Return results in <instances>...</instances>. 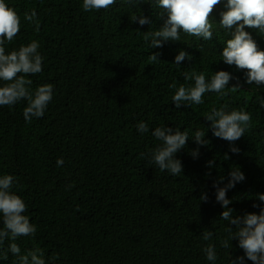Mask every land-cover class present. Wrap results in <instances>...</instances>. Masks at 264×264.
Wrapping results in <instances>:
<instances>
[{"label":"trees","instance_id":"1","mask_svg":"<svg viewBox=\"0 0 264 264\" xmlns=\"http://www.w3.org/2000/svg\"><path fill=\"white\" fill-rule=\"evenodd\" d=\"M82 2L6 0L21 19L20 32L6 51L38 40L43 71L27 78L32 90L54 85L44 116L31 123L23 117L26 102L0 107V175L16 177L12 190L23 198L26 215L37 226L34 237L15 242L22 253L43 249L46 264H211L203 252L211 242L216 264H230L244 253L236 240L230 249L220 246L228 222L220 218L223 208L212 185L220 176L226 182L230 168L238 166L246 179L228 191L229 207L234 215L259 212L252 205L259 203L255 194L264 192V109L256 97L264 96V85L246 83V70L233 65L230 86L239 84L240 89H226V96L205 93L203 104L180 109L172 102L175 89L169 88L173 81L181 84L185 70L208 75L215 67L216 48L228 38L218 26L223 0L210 17L212 40L181 32V41L154 49L144 41V32L159 27L166 15L159 17L149 0L132 9L117 0L108 10L91 12L83 11ZM32 9L41 22L39 33L24 20V12ZM141 13L153 22L151 27L131 22V15ZM246 31L264 50V35ZM180 49L193 59L176 65L173 58ZM152 52L161 53L159 62L148 60ZM223 104L252 116L251 127L235 142L239 154H232L228 142L208 128L205 116ZM140 121L149 132L137 130ZM162 125L190 137L197 129H208L209 143L199 147L198 158L190 154L198 147L192 138L177 153L184 166L178 177L149 163L147 154L159 143L152 130ZM61 157L64 164L58 167ZM213 159L216 165L209 169L206 162ZM69 184L74 186L68 189ZM202 192L209 197L206 203L199 200ZM205 228L214 233L212 241L202 239ZM53 256L58 259L52 261ZM15 260L8 252L0 264ZM244 264L253 262L245 258Z\"/></svg>","mask_w":264,"mask_h":264},{"label":"clouds","instance_id":"2","mask_svg":"<svg viewBox=\"0 0 264 264\" xmlns=\"http://www.w3.org/2000/svg\"><path fill=\"white\" fill-rule=\"evenodd\" d=\"M122 2L132 9L140 7L145 0ZM116 3L117 0H83L81 7L84 12H91L108 10ZM148 3L152 8L160 10L157 13L159 17L163 18L166 15V19L160 21L159 27L144 32V41L151 49L163 48L168 41H181V32L204 41L213 39V20L210 17L222 0H149ZM23 16L26 22L34 26L35 32L39 33L41 22L37 11L35 9L25 11ZM219 16L218 26L228 33V38L223 42L224 47L216 48L215 67L211 73L205 75L203 72L192 70L189 73L185 70L183 73L185 83L184 80L181 84L173 81L169 85L170 89H175L172 102L178 109L182 105L190 107L192 104H203L205 93L215 92L220 96H226L229 94L226 89L232 92L240 89L239 84L230 86L233 77L228 70L233 69V65L237 69L246 70V83L264 85V50L259 49L252 34L246 31V28L253 29L264 35V0H223V9ZM130 19L141 27L146 24L151 27L153 24L149 17L142 13L133 14ZM20 26L21 19L16 9L6 3V0H0V81L3 82L0 84V107L12 108L22 101L26 102L23 117L27 123H31L33 118L39 119L44 116L53 99L54 85L43 83L32 90L33 81L27 78L43 71L44 56L39 51L41 45L38 40L31 39L27 44L21 43L17 48L6 51V47L14 43ZM198 49L202 51L203 45ZM160 56V52H152L148 60L154 64L161 60ZM185 59L191 61L193 57L186 50L180 49L173 62L181 65ZM256 100L259 107L264 109V96L258 95ZM205 118L210 122L208 128L212 135L227 141L232 154H239L240 149L235 142L244 137L251 127V114L243 108H230L228 104H223L219 108L213 107ZM136 127L141 133L149 132V126L144 121H140ZM207 131L197 129L190 137L186 131L179 128L167 125L155 127L152 136L159 143L147 154L149 163L158 166L162 172L167 171L173 176H180L184 166L177 153L184 149L189 138H192L198 147L192 149L190 154L194 159L198 158L199 147L209 143L206 139ZM144 155L141 154L142 157ZM225 156L226 159H230L227 153ZM56 163L58 167H62L63 158H57ZM215 165L214 159L206 162L209 169ZM207 175L210 176L211 173ZM245 179V174L237 166L230 168L226 182L224 176L213 181L215 200L223 208L220 218L228 222L225 229L227 237L220 240V246L230 249L233 247L230 242L238 241V247L243 250L244 255L231 258L230 264H244L245 258L253 264H264V192L255 194V199L259 203L252 205L253 208H259V212L246 211L242 215H234L235 209L229 207L232 200L227 195L228 191ZM16 183L14 175H0V225H2L0 260H7L10 252L16 257L14 264H46L43 249L35 247L22 253L20 246L15 242L19 237H34L37 232V226L26 215L28 207L25 201L12 190ZM72 186L74 185L69 184L67 188L70 189ZM199 200L208 202L207 193L202 192ZM213 236L214 233L207 228L202 232L204 241H212ZM5 240L9 241L6 252L2 251ZM203 252L207 261L216 264L218 256L214 243H207L203 247ZM50 259L55 261L58 256Z\"/></svg>","mask_w":264,"mask_h":264}]
</instances>
